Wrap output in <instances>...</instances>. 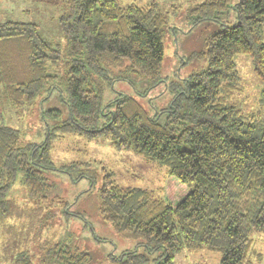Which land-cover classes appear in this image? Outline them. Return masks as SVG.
Listing matches in <instances>:
<instances>
[{
  "label": "trees",
  "instance_id": "obj_1",
  "mask_svg": "<svg viewBox=\"0 0 264 264\" xmlns=\"http://www.w3.org/2000/svg\"><path fill=\"white\" fill-rule=\"evenodd\" d=\"M56 1L67 7L60 18L68 58L61 77L52 69L63 55L37 25L0 21V90L14 109L42 106L39 117L46 123L40 142L24 141L18 129L0 123V218L15 215L11 197L18 181L30 199L44 202L54 188L53 172L72 176L84 169L81 162L57 166L51 155L59 134H81L106 139L116 149L132 150L168 170L161 198L119 185L112 172L102 174L100 215L121 238L162 249L155 264H176L177 253L185 249L218 252L219 264H245L254 251L252 234L264 233V119L235 103L240 90L235 59L251 58L263 84L264 106V0H205L194 9L198 22L232 9L236 24L207 39L201 54L207 67L185 79L184 87L173 83L170 106L155 114L125 93L104 103V83L115 79L110 74L115 71L118 79L128 72L148 79L152 87L164 82L167 17L157 3ZM57 91L66 92L61 94L66 119L59 109L43 108ZM42 249L55 264L91 261L77 246L49 240ZM134 252L122 254L130 255L127 263L145 260ZM15 261L34 264L25 253Z\"/></svg>",
  "mask_w": 264,
  "mask_h": 264
},
{
  "label": "rangeland",
  "instance_id": "obj_2",
  "mask_svg": "<svg viewBox=\"0 0 264 264\" xmlns=\"http://www.w3.org/2000/svg\"><path fill=\"white\" fill-rule=\"evenodd\" d=\"M152 1L167 17L161 66L164 82L152 87L148 79L128 72L118 79L119 74L115 71L110 73L115 79L104 83V103L112 100L116 93H125L138 99L149 114L170 106L175 97L171 88L173 83L184 87L185 79L207 67V60L201 55L205 52L207 39L225 25L236 24L232 9L218 19L198 22L194 9L205 0H124L123 4L142 6ZM66 11V5L56 0H0V21L34 23L40 35L58 47L63 58L52 72L59 77L68 60L66 40L60 28V18ZM235 60L240 76L235 103L243 112L260 114L264 119V106L260 102L263 84L255 76L252 60L247 55H238ZM56 83L63 89L60 80ZM62 93L65 96V91L55 92L44 102L43 108L59 109L66 119L68 107ZM39 112L41 116L42 106L36 104L12 108L0 90V123L18 129L24 141L44 139L46 123L40 119ZM47 117L51 124L52 120ZM51 155L57 166L81 162L85 164L84 169L74 171L72 176L53 172L50 180L54 188L44 202L30 199L26 188L18 181L11 197L17 205L15 215L0 218V264H17L15 258L20 253L27 254L34 264H55L44 258L42 244L49 240L85 250L90 255V264H129L130 255L122 254L132 251L145 259L137 264H155L162 249L150 250L143 240L121 238L101 217L100 179L104 172H112L119 185L143 188L161 198L168 180L167 168L132 150H118L106 139L90 140L81 134H59L53 142ZM252 240L254 251L245 264H264V233L252 234ZM123 259L126 262H122ZM220 259L218 252L185 249L177 253L175 263L219 264Z\"/></svg>",
  "mask_w": 264,
  "mask_h": 264
}]
</instances>
